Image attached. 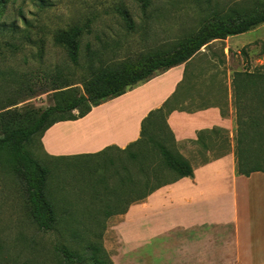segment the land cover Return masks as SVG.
<instances>
[{
  "label": "rangeland",
  "instance_id": "obj_1",
  "mask_svg": "<svg viewBox=\"0 0 264 264\" xmlns=\"http://www.w3.org/2000/svg\"><path fill=\"white\" fill-rule=\"evenodd\" d=\"M146 1L149 6L145 9L143 0L7 1L0 11V113L15 110L22 113L24 119L33 118L66 98L60 93L61 90H52L56 82L61 83L65 78L72 80L75 87L84 91L83 69L71 65L66 49L55 42V35L59 30H69L74 26L85 27L81 37L83 60L90 47L102 51L105 59L115 57L125 60L135 58L136 54L145 48L159 49L164 53L173 51L180 40L195 35L211 21L215 10L226 13V7L230 6V3L244 0ZM248 3L251 4V0ZM120 8L127 10L135 21L134 32L127 30L126 23L118 13ZM229 43L238 49L235 54L241 61V72H253L257 67L264 65V25L237 36L231 42L227 41L226 46ZM114 45L119 48L115 49L116 53H110L109 50ZM223 45L224 43L217 44V56H221L219 52L221 50L222 54ZM232 78L228 80L226 73L222 90L217 87L206 89V95L210 96L207 102L225 104L226 91H229L230 84L232 89ZM228 108L230 109L229 101ZM75 113L78 114L77 111ZM236 129L237 126L233 132L227 130L217 135L210 134L206 139L208 149H203L201 145L193 142L184 147L179 144L175 147L192 164L203 165L226 152V137L230 153L234 152ZM157 137L158 140L161 139V135ZM142 148L140 152L139 148L135 147L134 154L130 151L122 155L82 157L57 163L53 161L56 170L50 171L48 185L52 188L60 209H67L73 215L91 214L92 204L96 203L100 196L107 195L102 189V184L113 179L115 172L120 176L123 174V170L119 171L118 166L134 164L136 177L142 178V167L147 171L162 162V157L157 150H153L152 145L147 144ZM28 149L41 163L47 164L40 154L37 139ZM161 171L160 182L173 179L174 174L164 169ZM25 185V181L19 178L12 168L0 164V239L8 249H12L13 256L9 264H68L57 251V247L83 249L91 242L102 246L113 264L161 262L160 251L165 250H160L157 243L149 245L148 241L153 239L147 234H144L147 238L141 234L140 239H132V235L114 228L124 221V218L108 220L106 224L110 226L104 231L90 225L93 218L79 217L78 224H87L85 229L91 230H81L80 238L66 232L64 224L59 225L58 230L41 231L32 222ZM206 231L210 234L208 239L204 234ZM222 234L220 227L211 225L198 226L188 231L179 229L173 231L169 237L213 242L218 240L217 237L221 240Z\"/></svg>",
  "mask_w": 264,
  "mask_h": 264
},
{
  "label": "crops",
  "instance_id": "obj_2",
  "mask_svg": "<svg viewBox=\"0 0 264 264\" xmlns=\"http://www.w3.org/2000/svg\"><path fill=\"white\" fill-rule=\"evenodd\" d=\"M236 37L211 42L186 63L94 107L83 118L56 123L42 137L41 154L52 162L127 154L129 146L141 138L144 119L166 103L174 109L167 122L181 147L197 140L202 130L222 128L233 132L236 124L231 84L226 117L219 107L226 103H208L210 96L205 90H222L226 73L231 80L235 72L241 71V61L235 54L238 49L230 43L226 46ZM218 43H224L221 56L215 52ZM193 166V178H183L130 205L110 195L114 188V193L120 189L119 174L115 172L113 179L102 184L104 190L108 186L109 192L96 201L94 213L111 219L124 218L114 228L132 235V239H140L141 234L149 236L153 239L149 245L157 243L160 250H165L160 251V263L150 264H264V173L238 175L233 152ZM211 225L220 227L221 240L169 237L179 229L188 231ZM204 234L207 239L210 237L208 231Z\"/></svg>",
  "mask_w": 264,
  "mask_h": 264
},
{
  "label": "trees",
  "instance_id": "obj_3",
  "mask_svg": "<svg viewBox=\"0 0 264 264\" xmlns=\"http://www.w3.org/2000/svg\"><path fill=\"white\" fill-rule=\"evenodd\" d=\"M7 1L9 0H0V11ZM248 1L230 3V6L226 7V13L215 10L211 21L195 35L180 40L171 52L164 53L159 49L145 48L144 51L136 54L135 58L125 60H118L115 57L105 59L102 51L91 49V47L83 60L81 37L85 27L74 26L69 30L57 32L55 42L66 49L70 64L81 67L84 71L82 81L84 91L75 87L72 80L65 78L61 83L56 82L52 90H61L60 93L66 98L33 118L24 119L23 114L15 110L0 113V128L5 127L0 129V164L12 168L13 172L25 181L32 222L41 231L58 230L59 225L64 224L66 232L75 238H80L81 230L85 232H91V230L85 229L87 224H78L79 217L93 218L90 225L97 227L96 229L102 228L104 231L107 229L106 222L111 217L95 215L93 208L97 203L92 204L91 214L73 215L67 209H60V204L48 185L50 171L56 170L52 161L46 159L40 152L47 161V164L41 163L28 146L37 139L41 151L42 137L56 123L85 117L94 107L118 98L134 87L186 63L203 47L215 40H225L258 29L264 25V2L251 0L249 4ZM143 6L145 9L149 3L143 0ZM118 13L126 23L127 30L134 32L136 23L129 12L120 8ZM117 48L119 46L114 45L109 52L116 53ZM232 91L237 126L236 146L233 152L236 173L243 176H250L254 172L264 173L262 162L264 161V65L257 67L253 72L249 70L235 72L232 78ZM219 107L222 116H228V91H226V106ZM173 110V107L166 103L162 108L150 112L142 123L141 138L128 148V152L133 151L134 154L135 147H138L141 152L142 147L150 144L153 150L158 151L162 162L151 170L146 171L142 167V178L136 177L134 164L118 166L119 171L123 170V174L121 176L119 174L120 189L118 193H114L116 192L114 188L115 191L110 193L111 196L128 201V205L132 202L139 203L162 187L186 177H194L195 168L192 162L175 147L178 143L167 122ZM222 131L227 132L222 128L202 130L198 132L197 140L192 142L201 145L203 149H208L209 146L206 143L208 136L217 135ZM157 135H161V139L158 140ZM229 150V141L226 137V152L213 160L229 154ZM134 157L136 158V154ZM163 169L174 174L173 179L160 182L159 175ZM104 188V191H107L108 186ZM124 211L126 212L127 208ZM11 250L0 239V264L11 262L13 256ZM57 251L68 264H113L107 252L95 242L87 244L83 249L62 246L57 247Z\"/></svg>",
  "mask_w": 264,
  "mask_h": 264
}]
</instances>
